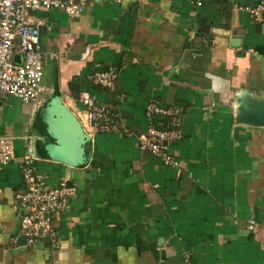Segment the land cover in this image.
Segmentation results:
<instances>
[{
    "label": "crops",
    "instance_id": "crops-1",
    "mask_svg": "<svg viewBox=\"0 0 264 264\" xmlns=\"http://www.w3.org/2000/svg\"><path fill=\"white\" fill-rule=\"evenodd\" d=\"M257 1L196 9L190 0H91L77 17L29 14L42 51L58 57L45 61L44 84L78 119L92 152L82 166L52 154L53 122L40 114L51 95L35 108L3 101L0 137L14 159L0 170V264H264V126L240 120L243 105L264 110V19L233 9ZM110 66L113 86H94V71ZM82 91L119 112L118 128L87 127ZM150 100L182 111L183 138L170 146L179 169L138 148ZM25 156L49 187L69 181L74 189L54 238L33 246L18 243L13 201Z\"/></svg>",
    "mask_w": 264,
    "mask_h": 264
},
{
    "label": "built area",
    "instance_id": "built-area-1",
    "mask_svg": "<svg viewBox=\"0 0 264 264\" xmlns=\"http://www.w3.org/2000/svg\"><path fill=\"white\" fill-rule=\"evenodd\" d=\"M91 0H0V113L3 101L7 97L19 99L33 108L46 95H53V90L43 81L44 63L57 60V54L44 53L39 42L38 24L29 21V14L35 11L48 13L61 11L68 17L79 16ZM196 9L204 6L209 0H190ZM237 12L246 14L253 21L264 19V0L255 3L233 5ZM19 57V63L14 58ZM117 68L96 69L91 76L94 86L111 88ZM78 102L82 107L87 127L96 132H112L119 126V112L111 107L98 104L95 94L82 91ZM150 123L144 133L136 136L140 151H146L158 159L165 167L179 169L180 162L171 153L170 146L182 140L181 117L178 107H165L155 100H150L145 109ZM167 120L152 124L154 118ZM127 132V130H125ZM14 159V148L10 141L0 137V170ZM19 171L23 188L14 193L13 201L20 211L19 231L25 236V243L33 246L41 235L51 239L56 234L55 216L63 212L74 189L61 182L49 187L39 175L29 157L19 161ZM257 224L253 219L246 222V228L253 231ZM39 231L41 234H39ZM188 257L185 256V261Z\"/></svg>",
    "mask_w": 264,
    "mask_h": 264
},
{
    "label": "bare ground",
    "instance_id": "bare-ground-1",
    "mask_svg": "<svg viewBox=\"0 0 264 264\" xmlns=\"http://www.w3.org/2000/svg\"><path fill=\"white\" fill-rule=\"evenodd\" d=\"M40 114L47 126H52L53 122L52 132L57 143L63 147L60 155L65 156L73 164L84 161L87 146L79 136L74 119L62 112L60 115L58 109L51 110L48 116L46 110L42 109Z\"/></svg>",
    "mask_w": 264,
    "mask_h": 264
},
{
    "label": "water",
    "instance_id": "water-1",
    "mask_svg": "<svg viewBox=\"0 0 264 264\" xmlns=\"http://www.w3.org/2000/svg\"><path fill=\"white\" fill-rule=\"evenodd\" d=\"M14 60L17 63H19L18 56H15ZM242 108H243V115H241L240 117L241 122H244V123H247L253 126H264V110L261 111L259 114H257L251 109V107L247 105H243ZM42 109H45L46 112H48V110L58 109L60 115L62 112V113H65L68 117L73 118L74 123L77 126L79 136L83 138L82 141H84V143L87 146L86 155L84 157L85 159L83 158L84 161L81 160L78 164H73L70 161H68V159L65 156L60 155V151L63 147L57 143L53 132L50 130L55 140V145L53 146L52 154L62 157L65 161H67V163H69L72 166H82L88 163L91 159V152H92L91 139L89 138L88 135L85 134V132L83 131V128L81 127L80 122L74 116V114L71 111H69L67 108H65V106L62 104L58 96H52L51 98H49L47 102L45 103V105L42 107ZM66 185L70 186L71 182L68 181ZM39 234H41L40 231H39ZM25 240H26L25 236L21 235L18 238V243L25 244L26 242Z\"/></svg>",
    "mask_w": 264,
    "mask_h": 264
}]
</instances>
